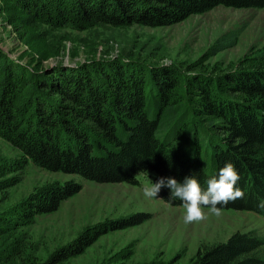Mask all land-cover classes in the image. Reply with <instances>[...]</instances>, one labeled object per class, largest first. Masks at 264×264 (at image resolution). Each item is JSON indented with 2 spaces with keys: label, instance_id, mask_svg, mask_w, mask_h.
<instances>
[{
  "label": "trees",
  "instance_id": "1",
  "mask_svg": "<svg viewBox=\"0 0 264 264\" xmlns=\"http://www.w3.org/2000/svg\"><path fill=\"white\" fill-rule=\"evenodd\" d=\"M12 2L28 15L45 18L49 27L76 31L99 25L169 26L217 7L264 9V0ZM261 58L255 69L193 79L174 70L144 74L128 69L127 62L35 69L0 51V138L19 153L8 168L0 166V175L32 166L98 184L130 185L138 184L140 174L178 182L195 176L206 189V181L230 162L244 197L218 207L253 208L264 216V207L258 206L264 201V54ZM19 177L0 188L18 184ZM81 188L68 180L33 196L12 216L33 221L51 214ZM158 195L170 206H182L169 199L166 187ZM149 217L134 215L115 227L126 229ZM3 221L0 217V234L11 229ZM96 238L81 236L73 251L58 250L38 264H63ZM16 251L5 253L8 264H34ZM188 264H264V239L251 231L235 232L223 243L199 248Z\"/></svg>",
  "mask_w": 264,
  "mask_h": 264
},
{
  "label": "rangeland",
  "instance_id": "2",
  "mask_svg": "<svg viewBox=\"0 0 264 264\" xmlns=\"http://www.w3.org/2000/svg\"><path fill=\"white\" fill-rule=\"evenodd\" d=\"M44 22L45 18L28 15L12 0H0V51L35 69L127 62L128 69H143L144 74L174 70L181 78L193 79L258 68L264 54V9L217 7L160 27L99 25L76 31ZM164 60L169 62L167 67L161 66ZM17 156L0 138V166L8 168ZM150 175L140 174L136 185L98 184L32 166L20 174L0 175V185L20 176L18 184L0 188V217L6 220L2 225L11 228L0 234V264H8V250L29 256L34 264L43 263L58 250L73 251L81 236L97 238L63 264H188L199 248L223 243L235 232L251 231L264 239V216L253 208L222 210L219 216L204 208V220L185 223L182 206H170L159 195L143 196V187L156 182ZM68 180L82 188L57 211L33 221L12 216L33 196ZM142 213L150 217L141 224L115 227Z\"/></svg>",
  "mask_w": 264,
  "mask_h": 264
},
{
  "label": "clouds",
  "instance_id": "3",
  "mask_svg": "<svg viewBox=\"0 0 264 264\" xmlns=\"http://www.w3.org/2000/svg\"><path fill=\"white\" fill-rule=\"evenodd\" d=\"M168 61L161 62L162 67L168 66ZM240 177L232 163H225L218 171V175L206 181V189H202L195 176L185 177L183 182L174 178H158L156 182L150 181L143 189V196L149 199L156 198L162 188L170 190V200L181 201L184 209V222H200L206 218L204 208L212 215L222 214V207L230 202L244 197V192L236 185ZM264 207V201L258 205Z\"/></svg>",
  "mask_w": 264,
  "mask_h": 264
},
{
  "label": "bare ground",
  "instance_id": "4",
  "mask_svg": "<svg viewBox=\"0 0 264 264\" xmlns=\"http://www.w3.org/2000/svg\"><path fill=\"white\" fill-rule=\"evenodd\" d=\"M232 225V224H231ZM233 227V226H232Z\"/></svg>",
  "mask_w": 264,
  "mask_h": 264
}]
</instances>
